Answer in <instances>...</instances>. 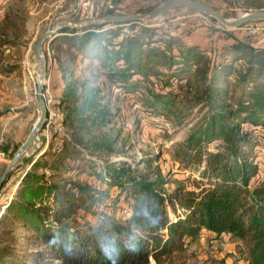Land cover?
<instances>
[{"label":"trees","instance_id":"1","mask_svg":"<svg viewBox=\"0 0 264 264\" xmlns=\"http://www.w3.org/2000/svg\"><path fill=\"white\" fill-rule=\"evenodd\" d=\"M240 1L264 8V0ZM18 14L4 13L0 32L20 27ZM136 24L104 23L60 35L86 60L89 73L59 69V122L66 133L53 149L27 158L3 202L0 264H143L149 258L176 264L175 256L204 229L238 237L246 264H264V183H249L257 162L249 152L250 130L242 129L264 128V84L235 102L228 91L230 76L245 81L264 72V45L226 33L229 40L211 50ZM6 42L0 46L15 45ZM94 61L99 72L92 69ZM144 79L159 84V91H150L149 106L162 114L180 112L174 111L180 90L191 94L186 106L197 108L193 121L171 150L192 176L168 180L153 164L156 154L128 152L130 144L115 129L109 90ZM19 143L0 141V154L9 159ZM212 264L228 263L219 258Z\"/></svg>","mask_w":264,"mask_h":264},{"label":"rangeland","instance_id":"2","mask_svg":"<svg viewBox=\"0 0 264 264\" xmlns=\"http://www.w3.org/2000/svg\"><path fill=\"white\" fill-rule=\"evenodd\" d=\"M74 0H0V19L10 9L19 12L21 18L20 27L0 32V41L6 40V44L15 45L11 47L0 46V141L10 143L21 142L35 118L38 115L36 100V78L37 61L34 59L30 43L33 38L44 31L50 18L64 10L72 7ZM104 0H94L93 10L88 13L81 8L72 12L68 16L58 20H69L79 22L90 18H99L110 11H106ZM162 0H115L119 14H131L136 12H146L153 8ZM216 9L225 18H234L246 11L264 10V8L254 9L246 7L240 0H196ZM106 12V13H105ZM260 21H263L262 19ZM258 20L244 23L239 28L230 30L216 29L219 25L211 17L187 7H172L164 11L161 16L152 21H138L136 25L152 27L156 35L168 33L177 35L186 42H197L205 48L217 50L218 45L229 40L226 33H231L234 38L246 43L264 45V31L251 33L249 29L257 24ZM111 24V22L109 23ZM221 26V25H219ZM222 28H225L222 26ZM70 27H63L64 30L56 36L54 40L47 42L44 40L42 46L45 55V84L42 86V96L44 106L53 108L55 117L51 119L47 127L42 126L36 133L33 142L18 158L20 165L16 167L6 182L0 186V209L3 202L10 195L17 179L19 178L23 165H27V158L33 157L41 149L50 147L53 149L61 143V136L66 133L65 128L59 122L60 110L58 108V97L63 85V78L59 72L60 67L66 65L67 71L72 75H86L89 69L86 67V60H81L78 52L70 50L60 35L68 34ZM147 40V37H146ZM156 44L155 42L153 43ZM153 45V46H154ZM161 45V44H158ZM101 54V52H100ZM69 55L73 56L71 60ZM94 72H99L96 61L92 64ZM228 91L233 102L238 98L249 99L248 91L252 88L262 87L264 84V72L255 73L245 79L236 80L235 76L229 77ZM102 78L97 80L101 84ZM158 89V90H157ZM166 91V88H163ZM150 91H159V84L149 80H141L138 83H130L126 89L121 87H111L109 99L112 111L115 112V129L129 143L128 152L140 154L147 150L156 154L153 164H158L166 178L173 180L185 178L192 174L176 161L172 156L171 144L181 139L189 123L193 121L192 115L196 111L194 108H187L186 98L191 94L185 89L180 90V95L176 99L174 112L164 114L161 109H151L149 103L153 100ZM104 92L108 89L105 86ZM192 101V99H190ZM155 103V102H154ZM156 105V103H155ZM263 115V114H262ZM243 130H250L251 148L249 150L252 158L257 162V171L250 179V185L264 183V128H252L242 125ZM17 159V160H18ZM7 158L0 154V173L7 162ZM16 160V161H17ZM14 165V164H13ZM143 165L140 164L139 167ZM13 167V166H12ZM114 196V191L110 192ZM108 200V205L112 204ZM80 214H74L80 219ZM88 217V216H87ZM222 258L228 264H246L247 254L245 244L238 237L228 232H221L219 235L202 231V234L194 241L189 242L182 252L175 256L176 264H212L215 260ZM131 264H141L132 262ZM143 264H154L149 258Z\"/></svg>","mask_w":264,"mask_h":264},{"label":"water","instance_id":"3","mask_svg":"<svg viewBox=\"0 0 264 264\" xmlns=\"http://www.w3.org/2000/svg\"><path fill=\"white\" fill-rule=\"evenodd\" d=\"M78 6V0L73 1V5L71 8L59 12L53 15L44 31L36 35L32 42L30 43L31 51L34 59L37 61V78H36V100H37V111L38 115L35 118L31 128L29 129L28 133L24 137V139L19 143L15 151L13 152L12 156L7 160L5 163L1 173H0V184L4 179L6 173L9 169L12 168L13 164L16 160L21 156L23 152L29 147V145L33 142L36 133L40 130L44 116H45V106L44 100L42 98V86H43V79L45 77V55L43 51V42L46 40L49 42L53 35L57 34L59 29L63 27H70V28H84L94 25H100L104 23H120L130 21V22H138V21H152L161 14L172 8V7H187L198 12H201L215 21L219 23V25L228 28H238L246 22L263 19L264 18V10H256V11H246L240 13L234 18H225L223 17L216 9L207 5L205 3L196 1V0H162L158 4H156L153 8L146 12H136L131 14H113L107 13L99 18H90L85 19L79 22H71L69 20H58L62 17L68 16L72 12L76 10Z\"/></svg>","mask_w":264,"mask_h":264},{"label":"built area","instance_id":"4","mask_svg":"<svg viewBox=\"0 0 264 264\" xmlns=\"http://www.w3.org/2000/svg\"><path fill=\"white\" fill-rule=\"evenodd\" d=\"M122 1H129V0H122ZM93 2H94V0H78V6H77L76 10L81 8L83 10H87L88 13H91L93 10ZM103 4H104V8L106 9V11H110L108 13L119 14L118 13L119 10H118V7L116 5L115 0H104ZM257 20L259 22L257 24H255L254 27L252 26V28L249 29L251 33L264 31V18L262 19L263 21H260L261 19H257ZM244 27H245V25L243 27H238V28L244 29ZM225 30H230V29L225 28ZM211 50H213V49H211ZM42 96H44V95L42 94ZM54 117H55V113L53 111V108L45 106V116H44V120H43V123L45 122L44 126L47 127L48 123H50L51 119H53Z\"/></svg>","mask_w":264,"mask_h":264},{"label":"crops","instance_id":"5","mask_svg":"<svg viewBox=\"0 0 264 264\" xmlns=\"http://www.w3.org/2000/svg\"><path fill=\"white\" fill-rule=\"evenodd\" d=\"M203 231H206L207 233H213V232H211V231H209V230H205V229H204Z\"/></svg>","mask_w":264,"mask_h":264},{"label":"bare ground","instance_id":"6","mask_svg":"<svg viewBox=\"0 0 264 264\" xmlns=\"http://www.w3.org/2000/svg\"><path fill=\"white\" fill-rule=\"evenodd\" d=\"M45 81H46V78L44 77V79H43V83L45 84Z\"/></svg>","mask_w":264,"mask_h":264}]
</instances>
